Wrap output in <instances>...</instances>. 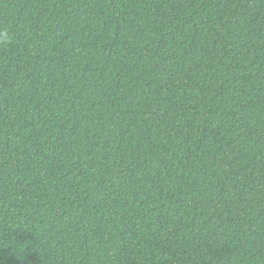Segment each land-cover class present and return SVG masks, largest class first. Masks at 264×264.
Instances as JSON below:
<instances>
[{"label":"trees","instance_id":"trees-1","mask_svg":"<svg viewBox=\"0 0 264 264\" xmlns=\"http://www.w3.org/2000/svg\"><path fill=\"white\" fill-rule=\"evenodd\" d=\"M0 264H264V0H0Z\"/></svg>","mask_w":264,"mask_h":264}]
</instances>
